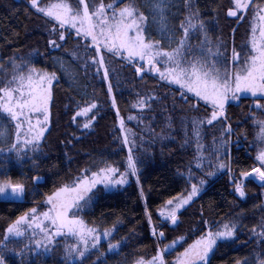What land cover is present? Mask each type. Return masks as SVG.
<instances>
[{"label":"snow or ice","instance_id":"6c2138e0","mask_svg":"<svg viewBox=\"0 0 264 264\" xmlns=\"http://www.w3.org/2000/svg\"><path fill=\"white\" fill-rule=\"evenodd\" d=\"M253 2L230 0L226 17L243 19ZM179 3L187 15L177 24L174 21L178 17L172 11L177 0H56L46 5H42L40 0H27L30 9L46 18L48 49L66 51L65 45L73 39L76 40V48L83 49V54L77 50L68 52L67 60L63 56L53 58L54 66L64 72L70 80V87L79 96V99L69 98L65 113H72L75 105L71 123L77 128L90 129L99 114V105L94 98H89L87 85L81 84V71L85 75L91 71L93 77H101L107 83L111 106L117 107L114 89L120 87V81L116 79L113 83L118 73L109 69L105 55L118 57L123 62L121 67H132L135 75L141 78L147 73H155L167 85H178L181 101L197 110L199 102H203L209 114L205 119L193 120L195 127L205 123L209 126H215V123L225 125L227 136H222L219 141L213 139V145L218 146L213 147L208 157L203 154L204 145L199 143L197 131L195 168L203 176L195 177L191 166L187 176L177 171L178 176L188 181L190 188L165 202L159 212L161 220L158 224L148 216L157 248L150 258L145 259L141 255L134 264H168L166 254L183 247L187 239L180 236L160 247L166 239L163 229L169 224L179 227L184 211L218 173L228 175L232 193L241 200L246 198L247 183H257L264 189V149L257 153L258 166L233 169L230 149L234 133L227 115L228 107L233 104L239 107L243 99L250 98L252 105L248 119L258 127L257 139L264 144V119L261 118L264 117V7L255 5L253 19L258 21V25L254 24L252 28L250 51L242 57L233 47L232 68L229 70V58L224 55L227 44L218 38L219 43L213 50V42L207 35L206 22L200 18L196 0H179ZM194 37L198 41L195 44L192 43ZM43 55L39 50L35 51V56ZM32 58L31 55L28 59L11 58V72L0 62V145H3L0 147V201L3 202L22 203L29 196L40 195L38 190L47 183V177L40 174L38 161L42 142L47 139L46 133L51 135L52 86L60 77L55 71L37 69ZM148 99L154 100L155 97H140L133 107L144 108ZM78 117L86 118L82 125L77 123ZM117 117L119 130L126 133L125 121L119 117L118 110ZM134 119L137 118L128 117V120ZM239 135L246 139L244 133ZM123 145L128 147V155L122 165L102 160L103 166H98L97 170L84 169L69 181L57 184L44 196L42 204L46 206L45 211L32 207L8 224L0 238V264H17V261L18 264H44L45 258L54 257L61 247L60 239L74 241L63 245L62 264H85L94 253L98 254L95 264H102L100 257L105 254L98 246L102 237L113 236L115 225L101 231L89 227L84 216L105 195L126 185L129 177H136L139 183V171L144 161L134 156V141H130L127 134L123 136ZM235 147H241L239 138ZM13 160L21 166L31 161L30 172L34 174L22 180L13 179L7 169ZM194 179L197 182H192ZM260 210L264 212V205ZM200 215L199 237L177 253L175 264H211L220 247L248 243L239 240L247 226L239 223L237 218L209 221L203 219V211ZM250 232L249 241L255 240L259 251L251 257L237 260L236 264H264V217ZM126 242L127 238L115 243L109 241L108 252L119 253L122 243Z\"/></svg>","mask_w":264,"mask_h":264},{"label":"trees","instance_id":"16d2710c","mask_svg":"<svg viewBox=\"0 0 264 264\" xmlns=\"http://www.w3.org/2000/svg\"><path fill=\"white\" fill-rule=\"evenodd\" d=\"M196 5L201 12L200 18L206 22L209 39L218 44V38H222L226 43L225 38L228 31L225 30L226 26L222 21L230 2L227 0H196ZM172 11L178 17L174 21L177 24L179 19H183L187 15L186 9L179 3V0H177V6ZM236 28L233 27L235 31ZM46 38V18L35 14L31 9H25L24 12L22 8L15 5L13 0H0V62L8 67L9 72H11L9 65L11 58L23 57L28 59L31 55L33 57L32 63L37 69L48 72L55 71L60 77L59 81H55L53 85V99L50 105L51 135L46 133L47 139L42 142L38 161L40 174L47 177V183L38 190L39 196L37 195L22 203L0 201V238H2L4 229L8 224L29 211V203H37L43 210V197L49 194L60 182L69 181L86 168H90L92 171L97 170L98 166H103L102 160L109 163L117 162L122 165L128 155V147L123 145V136L127 134L128 139L134 141V156L142 158L144 161L139 171V183H137L136 177H129L128 183L124 185L126 190L109 193L100 199L102 204L100 212L103 215L102 220L105 225L118 226L121 230V236L127 238V242L122 243V246L126 247V253L124 252L125 255H122L120 262L118 259L117 264H134L141 255L148 259L155 254L157 243L147 222L146 213L148 210H146V206H149L153 211L152 222L156 224L155 209L168 199L178 195L179 189L187 184V180L180 178L177 171L186 172L190 166L192 167V155L188 152V143L184 145V153L177 151L176 146H171L163 151L161 142H154L155 146L146 144L148 135L152 134V131L147 129L149 127L148 108L151 105L147 104L144 108H134L133 105L137 103L140 97L150 98L162 89L157 86L158 81H155L150 75H144L142 79H139L132 67H121L122 61L116 60L114 62V58L108 55H105V60L109 69H115L118 73L117 77L113 79V83L116 82V79L120 81V87L114 89L117 107L111 106V100L107 95V83L103 82L99 76L93 77L91 71L87 75L81 71L79 76L81 84L87 85L89 98H94L99 105V114L90 129L77 128L76 124L71 123L75 105L72 106V113H65L69 98L79 99V96L70 87L69 78L64 72L58 70V66H54L53 58L63 56L67 60L69 59L68 52L73 50L81 52L82 49L76 48V41L73 39L65 45L66 51L63 49L52 51L47 47ZM197 42L194 37L192 43ZM36 50L44 53V55L35 56ZM221 51L224 50L221 49ZM224 55H227V51L224 52ZM16 62L20 63L19 60ZM159 107V104L155 105L154 112L160 109ZM117 110L119 117L125 121L126 133H121L119 130ZM129 116H134L137 119L128 120ZM77 123L82 125L84 121L78 117ZM153 133L154 139L160 138L159 131L154 130ZM53 165L56 167L54 168ZM30 166L31 161L21 166L13 160L7 165L8 174L13 179L22 180L34 174L30 172ZM123 170L121 167V171ZM228 183V178L217 179L212 185L215 187L214 190L208 191L201 198L194 200L187 211H184L180 217L179 227H175L174 230L173 228L169 230L167 227L163 229L166 239L159 246L163 247L166 241L180 237L182 232L185 234L187 244H190L193 238L200 234L197 229L201 221V211H203V219L209 221H220L227 218V207L230 203ZM141 190L143 196H141ZM233 213H237V211L233 210ZM237 214L242 215L244 211L239 210ZM240 215L239 218L242 219ZM250 236L251 233H249ZM249 237L247 249L250 255L248 256L251 257L254 252L258 251V248L256 241H249ZM62 255L63 253L57 249L54 257L45 258L44 264H62ZM234 258L228 254L226 247H224L221 252L214 256L211 264H227ZM115 260L105 259L104 264H116ZM234 261H237L236 258Z\"/></svg>","mask_w":264,"mask_h":264},{"label":"flooded vegetation","instance_id":"af4514ba","mask_svg":"<svg viewBox=\"0 0 264 264\" xmlns=\"http://www.w3.org/2000/svg\"><path fill=\"white\" fill-rule=\"evenodd\" d=\"M13 1L15 5H18L20 8H22L24 12H25V9H30L28 7L27 0H13ZM227 1H230V0H227ZM259 1L260 0H254L253 6L255 2H259ZM50 2H55V1L54 0H48V1L40 0V3L42 5H46ZM31 10L35 14L39 15L38 13L35 12L34 9H31ZM255 12L256 10H252V11L248 10L244 14V18L240 20H237L236 18H228L225 15L226 11L224 12V17H223L224 20L222 22L226 26L225 30L228 31L225 41L227 44V55L226 56L229 58V63L227 65L229 70H231L232 68V64H231L232 51L231 50L233 47H235L238 53H241L242 57L244 56V54L248 53L251 49L250 36L252 35V28L254 24L258 25V21L253 19ZM234 26L237 28H236V31L233 32ZM202 38L203 37H200V39ZM257 38L259 42L258 31H257ZM216 45H217L216 43H213L212 45L214 51H215ZM0 57H1V53H0ZM113 58H114V62L116 60L117 61L120 60L118 57H113ZM145 75H150L152 78L155 79V81H158L157 86L162 89L160 92L154 93L151 96V97H155L154 100L148 99V104L151 106L148 108L149 127H147V129H150L152 131V134L148 135L146 144L148 146H153V145L155 146L154 142H161V147L163 151L165 149L166 150L169 149V147L171 146H176L177 151L179 150V152L184 153L185 151L184 145L185 143H188V150H189L188 152L192 155V173L195 177L203 176V173L195 168L194 157L197 154V135L196 133L197 131L199 132V143L204 145V148L202 149V151H203L204 156L208 157L210 156L213 147L218 146V145H213V139L215 138L217 141H219V139L222 136L224 137L227 136V134L224 132L225 125L221 123H215V126H209L205 123L203 125H200L198 128L195 127L192 123L193 120L205 119L206 116L209 114L208 112H206L203 102H199V108L197 110L196 108L191 107L189 104H186L183 101H181L178 85H167L164 81H161L158 75L155 73H147ZM142 78L139 76V79H142ZM52 92H53V89H52ZM189 96H191V94H189ZM193 103H195V100H193ZM262 103H264V101H262ZM157 104L160 105L159 107L160 109L154 112V107ZM251 105H252V100L250 98H245L242 100L239 107L233 104L231 107H228L227 109V115L229 118L228 123H231L233 133H234L231 136L232 145L230 149L233 169L237 167L251 169L252 167L258 166V161L256 160L257 153L261 149H264V144H261L260 141L257 139V133L259 131L258 127H256L253 124V121L251 119H248V113L250 111ZM256 114L258 116L260 115L259 112H257ZM261 118L264 119V117H261ZM50 120H51V115H50ZM154 130H157L160 132V138H156V139L153 138ZM240 133H244L246 135V139L243 136H240L239 135ZM238 138L240 139V144H241V147L239 149L235 147V142L237 141ZM205 168H207L206 161H205ZM180 172L184 173L185 176H187L188 174V171L186 172L180 171ZM221 178L229 179L226 173L224 174L218 173L217 177H214L211 180H209L208 184L205 185L204 190L201 192L200 196L195 198L194 200L201 198L206 192L214 190L215 187L212 185L215 184L217 179H221ZM182 179H185V178H182ZM192 182H197V180L194 179ZM189 188H190V185L187 181L186 186L184 185L181 189H179L178 195L185 193V190ZM123 189H125L124 186L121 187L118 191H121ZM227 189H228L230 203L228 205L229 207H227L228 215H227V218H225V220L228 218H237L239 223L246 225L247 230H245L242 234L239 235V240L242 242L248 241L249 233H251L250 229L254 225L258 224L262 216L264 215V212L260 210V206L264 205V197L262 196L264 194V189L260 188L257 185V183H247L246 188H245L246 198L243 200L239 199L237 196H235L232 193V188L229 183H228ZM118 191H115L114 193H118ZM31 198L33 197L29 196L26 200L31 199ZM32 201H35V200L32 199ZM164 204L165 203L161 204L159 207L155 209V215H156V221H157L156 224H158L161 220L159 216V212L163 208ZM28 206H29V209L32 207H37L39 210H41L38 204L34 202L29 203ZM101 207H102V204L100 203V200H99L93 205L89 213L84 216L86 223L88 224L89 227H96L100 229L101 231H103V229L113 228V226L111 225L109 226V225L104 224V221L102 220L103 215L100 212ZM146 210H148V213H146L147 222H148L149 215L151 216V219L153 221V216H152L153 211L149 208V206H146ZM233 210L237 211V213L239 210H243L244 214L240 215L237 213H233ZM239 215L242 216V219L239 218ZM172 228H174V226L170 224L167 226V229L169 230H172ZM120 231H121L120 228L115 225V231L112 237H109L107 239L102 237L101 244L98 246L100 248V252L105 254L100 257L102 264H104L105 259L107 260L116 259L115 263L117 264L118 259L120 262L122 255L123 256L125 255L126 247L121 246L119 253L108 252V249H107V245L109 241H111L112 243H115L117 241H121L122 239L126 237V236L124 237L121 236ZM184 235L185 234L182 232V235H179V236H184ZM199 235L200 234L196 235L195 238H193L192 242L195 239H197ZM73 242L74 241L71 239L69 240L60 239L59 240V243H62V245L64 243L70 244ZM168 242H171V241L168 240L165 242V244ZM248 243L246 244L235 243V244H231L228 246H222L216 251L215 255L221 252L222 248L226 247L228 254H230L232 257H235L236 260H242L245 257L250 256L248 254V249H247ZM185 245H187V243H185ZM123 248H124V251H123ZM97 255L98 254L96 253L92 254L90 259H88L85 262V264H95L97 260ZM234 259L227 264H236V261H234Z\"/></svg>","mask_w":264,"mask_h":264},{"label":"rangeland","instance_id":"374dc122","mask_svg":"<svg viewBox=\"0 0 264 264\" xmlns=\"http://www.w3.org/2000/svg\"><path fill=\"white\" fill-rule=\"evenodd\" d=\"M55 2H56V0H54ZM73 2H74V0H73ZM228 2H230V1H228ZM256 4H259L261 7H264V0H260L259 2H255V4H254V6H252V8H250L249 10H256V8H255V5ZM252 36V35H251ZM251 36H250V39H251ZM81 54H83V49H82V51H81ZM89 54H91V50H90V52H89ZM55 82V81H54ZM54 82H53V85H54ZM52 89H53V86H52ZM53 93V92H52ZM82 119H83V121L85 122V120H86V118H84V117H81ZM185 186H186V184H185ZM263 197H264V194L262 195ZM39 210V209H38ZM46 210V207H44V209L43 210H39V211H45ZM168 243H170V242H168ZM60 244V248H58V250L59 251H61L62 253H63V245L65 244H63L62 245V243H59ZM183 247H187V245H185V244H183ZM183 247H177L176 248V250L174 251V252H172L170 255H167L166 254V260L168 261V264H175V260H176V256H177V253L178 252H181V251H183Z\"/></svg>","mask_w":264,"mask_h":264}]
</instances>
